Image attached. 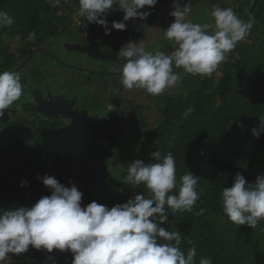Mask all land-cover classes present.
I'll list each match as a JSON object with an SVG mask.
<instances>
[{"label":"clouds","instance_id":"1","mask_svg":"<svg viewBox=\"0 0 264 264\" xmlns=\"http://www.w3.org/2000/svg\"><path fill=\"white\" fill-rule=\"evenodd\" d=\"M56 7L60 0H46ZM159 0H79V13L89 23L102 26L105 34L112 30L124 31L127 21L146 20ZM229 4L232 0H227ZM251 2V0H250ZM124 13L121 21H112L109 28L107 15L115 6ZM170 15L174 22L163 30V38L172 45L170 52L147 51L146 40L129 41L117 53L124 59L120 84L126 90L142 89L147 94L160 96L179 88L183 75L211 76L234 54L237 45L252 34L255 20L241 19L232 7L214 4L210 17L214 23H195L190 18L191 0H174ZM13 18L0 11V27L11 26ZM29 33V39L35 38ZM20 73L0 72V118L5 110L24 94ZM194 109L189 107L184 116ZM259 127L253 136L264 134V116H259ZM243 128V125H240ZM50 189L51 195L41 197L31 207H19L0 213V264H10V254L29 251L53 250L71 252V264H196L197 249L193 245L187 252L181 250L179 231H169L164 225L172 214L192 212L200 194L199 177L190 171L177 179L176 160L171 151L152 153V161L137 159L127 165L123 183L133 188L144 185V192L136 194L126 203L109 208L93 200L82 206L83 192L69 181L70 187L51 175L37 177ZM28 181H22L21 187ZM224 214L236 225L257 228L264 221V175L249 183L237 173L231 187L221 192ZM206 210L199 209L197 215ZM191 244L192 242L189 241ZM199 264H212L202 256Z\"/></svg>","mask_w":264,"mask_h":264},{"label":"flooded vegetation","instance_id":"2","mask_svg":"<svg viewBox=\"0 0 264 264\" xmlns=\"http://www.w3.org/2000/svg\"><path fill=\"white\" fill-rule=\"evenodd\" d=\"M173 3L174 0H159L154 8L142 10L151 12L146 20L130 19L126 30H112L108 35L102 26L89 23L77 8L64 11L61 7L57 10L62 16L59 26L48 38L42 34L32 40L0 35V72L20 73L25 86L22 97L0 118V158L5 161L4 169L16 171L13 179L20 174L33 176L48 172L54 162L44 149L54 144L63 148L75 144L74 139H82L90 145L88 151H102L110 147L111 137L120 133L111 156L105 161L110 173L105 183L94 191L93 200L100 203L106 191L115 193L107 185L110 175L121 166L126 169L134 159L117 157L120 147L138 149L141 153L138 159H141L147 139L159 135L163 109L170 100L185 96L194 76L184 74L178 89L160 96L147 94L142 89L126 90L119 82L120 73L116 70L122 68L125 60L118 59L117 53L129 41L146 40V50L151 52L172 50L171 43L162 34L174 22L170 15ZM249 3V11L245 0V10L241 13L240 0H232L231 4L227 0H191L190 18L195 23H214L209 14L212 6L219 4L232 7L238 17L246 20L253 18L252 0ZM115 8L106 17L109 28L112 21L123 19L119 6ZM255 33L254 24L252 34L241 42L249 41ZM240 43L234 54L214 72L216 79L225 74V65L230 59L239 58ZM218 72L222 74L220 77ZM15 127L19 130L12 131ZM138 139L144 140L139 144L134 142ZM17 155L20 159L14 160ZM120 188L117 185L116 190ZM122 188L123 196H127L128 190ZM29 254H20V264H43L41 255L30 259ZM46 257L53 264H60V256Z\"/></svg>","mask_w":264,"mask_h":264},{"label":"trees","instance_id":"3","mask_svg":"<svg viewBox=\"0 0 264 264\" xmlns=\"http://www.w3.org/2000/svg\"><path fill=\"white\" fill-rule=\"evenodd\" d=\"M239 5L241 13L244 12L245 0H240ZM60 7L64 11L79 9V0H60L56 7L46 0H0V11L7 12L14 21L11 26L0 27V35L28 38L34 32L36 37L42 34L48 38L59 26ZM251 11L256 33L249 41L240 43L239 58L227 62L225 74L219 79L214 73L208 77L192 76L185 96L170 100L163 109L159 135L151 138L155 139L154 146L140 159L147 163L152 161V153L171 151L178 181L189 171L199 177L197 190L203 191L193 211L172 214L168 210V221L162 225L181 233L180 247L185 253L189 247H196V264L202 256L209 257L212 264H264V221L255 229L233 224L221 204L223 188L232 186L238 172L249 183L264 175V134L254 136L251 148L245 151L221 147L231 123L251 122L258 128L259 116H264V0H252ZM189 107L194 111L185 117ZM209 147H212L209 162L201 166L197 157ZM126 175L127 168L112 173L107 185L111 190H116L117 185L126 187L131 192L129 199L142 192L149 194L144 185L133 188L123 183ZM116 204L123 202L106 206ZM201 208L206 211L197 215ZM28 256L38 257L31 253ZM67 257L68 261L60 264H71L73 255Z\"/></svg>","mask_w":264,"mask_h":264},{"label":"water","instance_id":"4","mask_svg":"<svg viewBox=\"0 0 264 264\" xmlns=\"http://www.w3.org/2000/svg\"><path fill=\"white\" fill-rule=\"evenodd\" d=\"M246 2L249 11V0H246ZM13 130H19V128H12ZM119 134L111 137L110 147H106L102 151L97 149L88 151L87 147L90 145L84 144L82 139H74L75 144L63 148L55 144L51 148H45V153L54 164L48 172L37 173L33 176L20 174L17 179H13L12 177L15 176L16 171L4 169L5 161L0 158V209L15 210L21 206L31 207L41 197L51 195L50 189L41 180L37 179L38 176L43 177L46 174L55 177L60 183L68 187L71 186L69 181L74 183L78 190L84 194L82 206L86 205L87 202L94 199V191L98 186L105 183L110 173L105 161L111 156ZM19 159L20 157L17 155L14 160ZM25 180L28 181V185L21 187V182ZM28 253L46 255L50 258L72 255L70 251L61 252L54 249L52 253H48L46 250H36L31 246Z\"/></svg>","mask_w":264,"mask_h":264},{"label":"rangeland","instance_id":"5","mask_svg":"<svg viewBox=\"0 0 264 264\" xmlns=\"http://www.w3.org/2000/svg\"><path fill=\"white\" fill-rule=\"evenodd\" d=\"M198 23V22H197ZM220 77L222 74L220 72H218ZM240 125H243V128L240 127ZM255 126L251 123V122H237V123H231L230 126L227 129V139L226 141L222 142L221 147L225 148V147H230L231 150H239V151H245L251 148L253 141H254V136L252 134V129ZM142 140L144 139H138L134 142L136 143H140ZM154 142L155 139H151L148 138L146 145L147 147H143V149L145 150V152H149L152 150L153 146H154ZM211 148L209 147L205 150H202L199 154V156L197 157V163L201 166H205L208 164L209 162V157H210V152H211ZM140 151L136 148L133 147H126V146H121L120 149L118 150V153L116 154L117 157L120 158H131L134 157L133 161L138 159V155H139ZM141 154V153H140ZM230 156V154H228ZM232 157V156H230ZM142 159V158H141ZM123 170H125V168H123L122 166L120 167V169H116L113 172L114 173H118V172H122ZM122 187L119 190H112L115 193H109L108 191H106V193L100 197V204L103 205H111L114 203H126L127 200L129 199L128 196L131 195V192L128 191L126 192L127 196H123L122 193ZM11 257V262L10 264H20V262H18L17 260H19L20 255H15V254H10ZM62 256H60L58 259L59 263L62 261V263H66L68 261L69 257H65V258H61ZM40 260L43 262V264H53L52 261H50L48 259V257H46L45 255H41V257H39Z\"/></svg>","mask_w":264,"mask_h":264}]
</instances>
